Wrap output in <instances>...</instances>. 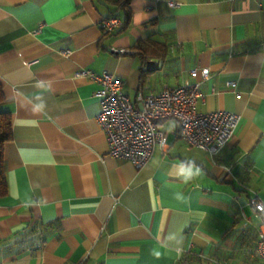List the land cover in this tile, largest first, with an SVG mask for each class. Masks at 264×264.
<instances>
[{"label":"crops","instance_id":"crops-1","mask_svg":"<svg viewBox=\"0 0 264 264\" xmlns=\"http://www.w3.org/2000/svg\"><path fill=\"white\" fill-rule=\"evenodd\" d=\"M80 69L119 77L134 103L199 81L196 109L236 113L234 134L211 156L161 120L165 146L136 169L108 154ZM0 83V264H262L264 0H0Z\"/></svg>","mask_w":264,"mask_h":264},{"label":"built area","instance_id":"built-area-1","mask_svg":"<svg viewBox=\"0 0 264 264\" xmlns=\"http://www.w3.org/2000/svg\"><path fill=\"white\" fill-rule=\"evenodd\" d=\"M106 33L122 25L119 15L101 21ZM111 52L123 54L125 48L111 47ZM68 51L63 50V54ZM196 68L191 70L195 73ZM201 78L207 79V68L200 69ZM75 77H86L96 82L94 95L99 100L96 116L98 128L105 134L108 154L127 159L136 169L142 168L151 158L155 146L164 147L167 132L158 127L161 120L174 118L178 122V135L190 147L217 154L233 136L239 117L222 109L200 112L196 102L201 97L199 81L165 87L158 92L136 94L134 103L122 90L123 81L104 71L96 74L88 69L74 72ZM234 85V82H230ZM250 203L261 217L255 252L264 264V202L251 198Z\"/></svg>","mask_w":264,"mask_h":264},{"label":"trees","instance_id":"trees-1","mask_svg":"<svg viewBox=\"0 0 264 264\" xmlns=\"http://www.w3.org/2000/svg\"><path fill=\"white\" fill-rule=\"evenodd\" d=\"M125 4L126 2L123 1L121 7L123 13L127 14ZM5 103H6V99L3 95L2 86L0 83V197L4 196L7 193L3 146L4 143L11 138V115L9 111L2 109Z\"/></svg>","mask_w":264,"mask_h":264},{"label":"water","instance_id":"water-1","mask_svg":"<svg viewBox=\"0 0 264 264\" xmlns=\"http://www.w3.org/2000/svg\"><path fill=\"white\" fill-rule=\"evenodd\" d=\"M155 62L153 60H147L146 65L148 69L153 68Z\"/></svg>","mask_w":264,"mask_h":264}]
</instances>
